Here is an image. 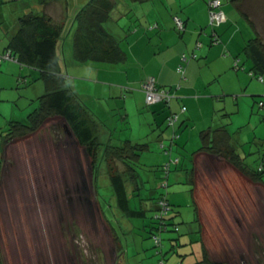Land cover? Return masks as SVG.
Here are the masks:
<instances>
[{"label":"rangeland","instance_id":"obj_1","mask_svg":"<svg viewBox=\"0 0 264 264\" xmlns=\"http://www.w3.org/2000/svg\"><path fill=\"white\" fill-rule=\"evenodd\" d=\"M88 1L61 0L66 7L64 16L55 2L47 6L44 0H0V56L8 51L17 19L28 12L36 13L42 6L57 24L64 25V41L69 44L74 14ZM116 1L119 5L104 23V26L108 23L105 29L118 33L121 27L130 37L137 28L138 4L130 0ZM223 3L234 9L231 13L239 20L242 46L256 32L264 40V0H245L242 5L252 20L253 31L228 0ZM111 20L117 25L110 26ZM239 56L244 65L250 66L242 50ZM257 78H250L253 89L264 87V73L263 82ZM41 81L15 60L0 61V264H70L69 261L80 264L77 261L80 253L90 264H110L113 258L110 231L115 233L110 225L120 235V225L126 230L127 221L134 226L121 237L124 246L131 243L129 248H124L128 264H157L161 259L165 264H198L203 251L201 242L190 236L198 229L186 173L191 169L192 153L199 148V143L191 133L190 139H186L187 145H176L172 155L159 149L156 142L151 143L150 151L142 153L139 163L133 165L139 175L137 189L128 180L125 164L112 158L100 159L102 149L96 175L82 148L61 133L62 121L56 117L47 120L34 134L9 146L10 154L1 168L2 149L7 145L4 137L11 123L25 124L29 114L38 107L37 98L45 92L41 88L37 90L44 85ZM252 94L255 97L246 102L233 101L231 95L221 98L216 126L226 125L237 154L255 171L261 164L264 166V109L258 105L259 100L264 101V94ZM225 113L229 116H223ZM164 125L163 130L170 129ZM128 127L132 128L130 124ZM117 130L113 135L125 140L129 131L120 127ZM175 159L180 161L177 167ZM167 165L171 166L168 178L165 176ZM116 173L124 176L130 207L145 211L144 218H127L117 209L109 183V177ZM196 176L200 177L198 170ZM245 180L232 176L229 180L232 187L223 185L224 191H218L221 194L212 189L211 182L200 190L198 216L204 229L203 248L210 261L264 264V188ZM160 195L167 196L172 210L170 216L174 218L168 231L153 230L162 242L158 247L149 232L154 226L151 218L154 201ZM170 239L175 240L173 250H170ZM159 250L162 254L157 253Z\"/></svg>","mask_w":264,"mask_h":264},{"label":"crops","instance_id":"obj_2","mask_svg":"<svg viewBox=\"0 0 264 264\" xmlns=\"http://www.w3.org/2000/svg\"><path fill=\"white\" fill-rule=\"evenodd\" d=\"M207 1L209 0L136 2L135 4H138L136 10L137 28L132 32L133 34L129 37V33H123L121 27L118 33L108 30L117 39L124 53V60L119 63L94 61L78 63L73 58L71 42L68 44L62 40L57 45L61 76L95 119L101 143L110 140L111 144L119 145L122 140L116 138L113 133L118 132L117 129L120 127L129 131L125 140H130L132 143H148V150L145 153L150 151L151 143L154 141L159 149L172 155L176 145L179 147L187 145L185 142H187L186 139H190L189 133L197 138L199 148L192 153V166L189 172L186 173V177L187 183L191 186L190 194L198 218L196 227L198 230L192 232L190 236L192 240L198 239L201 246L204 244V229L199 221L197 201L201 196L202 191L200 190L204 186L211 182L213 183L212 189L223 192V185L226 184L228 189L232 187L230 184L232 180H229L233 176L242 182L246 178L245 181L249 184H260L264 188L262 183L252 181L218 153L222 149V144L219 139L214 138L217 134L213 130L218 131L219 127L223 126H216V111L220 109V99L231 95L233 101L246 102L249 101L251 96L255 97L252 93L264 94V87L259 89H253L252 87L250 78L253 76L249 73L251 69L250 55L244 48L245 44L242 46L243 42L239 37V20L231 13L234 9L228 8V5H224L223 0H221L226 20L220 26L213 28L209 25ZM228 1L237 12L238 10L232 0ZM54 2L59 6V12H63L65 16L66 7H63L61 0H46L45 4L49 6ZM115 4L116 7L119 5L116 0ZM43 12L50 16L44 6L36 14ZM238 14L242 16L239 11ZM174 16L180 17L185 22V30L182 33L177 32L174 28ZM248 18L252 21L250 17ZM52 20L55 22L53 18ZM245 20L250 30L253 31L251 22L246 18ZM110 22V26L117 25L114 20ZM150 25H156V27L149 29ZM16 26L17 22H15L12 36L16 31ZM125 26H127V21L124 23ZM107 27L108 23L105 25V28ZM215 36L219 39L218 44H212L211 42ZM68 40L70 41L69 38ZM196 43L201 44L200 48H195ZM241 50L247 61L250 62V66L244 65L243 60L240 58L239 51ZM192 52L197 54V59L186 64L184 78H182L177 71V67L180 64L181 57L184 54L188 56ZM28 69L32 77L39 79L37 70ZM147 78H154L157 87L170 89L173 97L169 104L159 102L147 105L145 103V94L141 89V85ZM43 86L37 87V90L40 91L41 88V92L45 91ZM259 102H263V106H259V108L264 109V101L259 100ZM171 114L177 115V121L170 129L165 131L163 127L166 124V118ZM223 116L229 115L225 113ZM130 117L132 118L129 119ZM60 120L62 121V119ZM61 124V133L81 147L73 133L66 127L67 125L63 122ZM129 124L132 128L128 127ZM223 127L226 129V125ZM165 129H167V124ZM205 131H209V138L206 144H203L201 134ZM185 132L187 133L185 134ZM24 138L6 140L5 144L7 145L2 150L10 148L14 142ZM60 138L62 139V137ZM229 143L234 147L232 139ZM161 145L163 148L160 147ZM201 147L202 150H199ZM204 147L206 149H203ZM211 147L212 149H209ZM81 148L89 160L84 148ZM175 160L174 164L177 167L180 161ZM88 162L90 164V161ZM170 168L171 166L168 165V169H165L166 178L170 174ZM197 170L200 172V177L196 176ZM205 190L203 192L207 196ZM213 195L215 196L214 191ZM168 203L170 202L168 201ZM236 210H232V212ZM108 221L111 220L108 219ZM114 222H116V219H114ZM125 224L126 230L120 225V235L117 233L116 228L110 225L115 231V233L110 231L112 240L110 245L113 253L110 264H128L126 262L127 249L124 248H129L131 243L124 246L121 243V237L124 236L125 232H131L134 226L129 221ZM170 240H172L170 250H173V247L176 246L175 240ZM84 252L86 253V250ZM157 253L162 254V251L159 250ZM88 260L82 258L80 253L77 261L80 264H90L91 262L89 263ZM96 260L98 262L99 258H96ZM69 263L72 264L71 261Z\"/></svg>","mask_w":264,"mask_h":264},{"label":"trees","instance_id":"obj_3","mask_svg":"<svg viewBox=\"0 0 264 264\" xmlns=\"http://www.w3.org/2000/svg\"><path fill=\"white\" fill-rule=\"evenodd\" d=\"M130 1L141 3L153 0ZM244 1L245 0H232L241 15L250 21L248 15L242 9ZM45 2L46 0H44L43 4H45ZM220 2L222 10V1L220 0ZM115 8V0H89L76 12L70 26V36L68 37L71 42L73 58L76 62L83 63L86 61H94L119 63L124 60V53L119 46V42L106 31L104 26V23L111 18V12H113ZM152 26L153 25H150L149 27ZM16 27V31L6 49L20 65L35 69L39 72V79H41L44 84L45 93L37 99L38 107L29 114L25 124L21 122H13L10 124L4 141L20 138L38 131L49 118H60L73 133L78 144L84 148L89 157L90 166L96 175L100 167L98 154L102 149L100 159L107 160L108 158H112L125 164L127 167L126 173L128 175V180L135 184V189H137L139 175L134 170L133 165H137L141 154L148 150V143H132L130 140H122L119 145H113L110 143V140H107L105 143L100 142L98 137V126L95 119L92 117L85 104L80 101L76 93L68 87L63 76H61L57 45L59 41L65 39L66 30L64 29V25L55 23L52 18L44 12L41 14L28 12L17 19ZM211 42L212 44H218L219 39L215 36ZM197 44L200 43H196V45ZM198 48H200V46ZM244 48L250 55L251 69L249 73L253 76L261 77L264 73V40L256 32V36L248 40ZM196 59L197 54L196 58L190 61ZM213 132L217 134L214 138L216 140L219 139L222 144V149L217 152L252 181L260 182L264 185L263 164L255 171L249 169L243 163V159L237 154L235 148L229 143L231 134L225 127L221 126L218 131L214 129ZM208 138L209 131H205L201 134L203 144H206ZM203 149H206V147ZM209 149H212V147ZM199 150H202V147ZM109 183L113 190L115 204L119 212L126 215L127 218L145 217V211L135 210L130 207L126 190V181L122 174L116 173L111 175L109 177ZM161 197L162 195L158 196L154 201V209L151 216L154 226L151 227L149 232L151 235H154L153 230H160V225L163 231H168L167 227L173 223L172 219L174 217L170 216L172 211L170 209V203H168V212L158 217L159 219L161 218L160 220L154 217L161 209L159 207ZM195 221L198 222L197 217ZM176 228V225H174L175 231L178 230H176ZM161 243L158 247H161ZM202 251V257L197 262L198 264H223L210 261L204 248Z\"/></svg>","mask_w":264,"mask_h":264},{"label":"built area","instance_id":"obj_4","mask_svg":"<svg viewBox=\"0 0 264 264\" xmlns=\"http://www.w3.org/2000/svg\"><path fill=\"white\" fill-rule=\"evenodd\" d=\"M208 7V16H209V25L211 27L219 26L221 23L225 22L226 20V15L221 10V2L220 0H210L207 3ZM173 22H174V27L177 31L182 32L184 31V22L178 17L174 16L173 17ZM156 27L153 25L152 27H149V29ZM200 44L196 45V49ZM196 58V54L192 53L189 56H186L185 54L181 57L180 64L177 67V71L180 74L182 78H184V72H185V66L186 64L191 60ZM3 60H15V58L11 55L9 51H7L4 55L0 56V61ZM16 61V60H15ZM259 82H263V79L261 77H258ZM141 89L145 94V103L147 105H152L158 102H163L165 104H169V101L173 97L171 94L170 89L168 88H163V87H157L156 81L154 78H147L146 81H144L141 85ZM259 106H263V102H259ZM177 121V115L176 114H171L167 118V126L172 127L174 123ZM163 148V146H160ZM165 169H168V165ZM164 187H166V183L163 184ZM159 207L161 208L160 211H158L157 215H155V219H159L158 217H161L165 215L168 212V202L166 200V196H162L160 201H159ZM161 219V218H160ZM159 219V220H160ZM163 228L160 225V230L162 231ZM177 230V228H176ZM152 239L155 243L156 246H160L161 239L157 237L155 234L152 235ZM158 264H165L164 260L161 259L158 261Z\"/></svg>","mask_w":264,"mask_h":264},{"label":"flooded vegetation","instance_id":"obj_5","mask_svg":"<svg viewBox=\"0 0 264 264\" xmlns=\"http://www.w3.org/2000/svg\"><path fill=\"white\" fill-rule=\"evenodd\" d=\"M31 134H33V133H31ZM25 136H23V137H20V138H24ZM10 153H8L7 152V149H4L3 151H2V160H1V163H2V165L5 163V162H7L6 161V158H8V155H9Z\"/></svg>","mask_w":264,"mask_h":264},{"label":"water","instance_id":"obj_6","mask_svg":"<svg viewBox=\"0 0 264 264\" xmlns=\"http://www.w3.org/2000/svg\"><path fill=\"white\" fill-rule=\"evenodd\" d=\"M66 126V125H65ZM67 127V126H66Z\"/></svg>","mask_w":264,"mask_h":264}]
</instances>
